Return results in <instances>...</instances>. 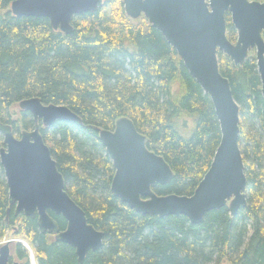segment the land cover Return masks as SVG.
Masks as SVG:
<instances>
[{"label": "trees", "instance_id": "obj_1", "mask_svg": "<svg viewBox=\"0 0 264 264\" xmlns=\"http://www.w3.org/2000/svg\"><path fill=\"white\" fill-rule=\"evenodd\" d=\"M12 1L0 0V122L17 136L32 129L29 112L12 110L31 97L66 105L80 117L81 122L57 120L39 130L65 190L103 232V242L78 263L72 249L39 230L36 218L15 214L1 163L0 239L15 230L37 264H264V98L255 51L242 64L217 51L219 71L239 106L246 206L233 216L227 205L211 210L199 224L184 215H142L111 193L115 169L97 129L113 130L121 117L132 120L147 148L173 172L170 181L152 190L190 196L220 142L209 96L145 17L126 15L122 0H103L96 11L73 16L70 34L53 29L47 18L14 16ZM225 21L226 37L234 43L229 13ZM49 215L65 228L62 216ZM10 261L30 264L20 242L14 243Z\"/></svg>", "mask_w": 264, "mask_h": 264}, {"label": "water", "instance_id": "obj_2", "mask_svg": "<svg viewBox=\"0 0 264 264\" xmlns=\"http://www.w3.org/2000/svg\"><path fill=\"white\" fill-rule=\"evenodd\" d=\"M126 15L141 16L157 29L181 58L183 65L206 93L214 107L220 128V142L209 169L192 195H157L152 186L171 180L173 172L162 156L149 150L146 138L132 120L121 117L113 130L97 129L98 138L112 161L115 172L111 193L142 215L163 218L184 215L199 224L205 214L227 205L230 214L246 206V175L238 145L239 106L230 83L219 71L217 51L234 64H242L255 51L256 66L264 98V2L256 0H122ZM101 0H13L10 11L16 17H43L51 27L72 32L71 19L94 12ZM229 13L237 32L234 43L226 37L225 14ZM31 114L34 127L15 134L10 124L0 122L4 146L0 163L15 214L36 218L42 233L75 249L78 263L88 251L102 246L103 232L87 220L83 209L65 190L64 178L50 149L43 141L40 125L51 127L57 120L81 122L66 105L43 104L39 97L18 103ZM66 221L64 230L49 215ZM0 245V264L10 261V243Z\"/></svg>", "mask_w": 264, "mask_h": 264}, {"label": "rangeland", "instance_id": "obj_3", "mask_svg": "<svg viewBox=\"0 0 264 264\" xmlns=\"http://www.w3.org/2000/svg\"><path fill=\"white\" fill-rule=\"evenodd\" d=\"M101 1H103V0H101ZM12 110L17 112L19 110L18 105H15L12 108ZM8 240H12L11 243H10V253L12 251L14 243L15 242H20L22 245H24L27 248V250L29 252L30 264H37L36 259L34 257L33 250L30 248V246L28 245V243H27V241L25 239H23L19 235L15 234V230L11 231L8 236L0 239V245H2L3 243H5ZM222 264H229V263L228 262H223Z\"/></svg>", "mask_w": 264, "mask_h": 264}, {"label": "flooded vegetation", "instance_id": "obj_4", "mask_svg": "<svg viewBox=\"0 0 264 264\" xmlns=\"http://www.w3.org/2000/svg\"><path fill=\"white\" fill-rule=\"evenodd\" d=\"M66 227V226H65ZM65 229V228H64ZM64 229H62V230H64ZM61 230V231H62ZM53 237H54V234H53ZM55 239V238H54ZM59 242V241H58ZM60 243H62V242H60ZM65 244V243H64ZM70 249H72L73 250V252H74V255L76 256V254H75V249L73 248V247H71L70 245H68V244H66ZM88 252H90V251H88ZM88 252L86 253V255L88 254ZM85 255V256H86ZM76 259H77V256H76ZM85 259V258H84ZM78 262V261H77ZM83 263V262H82Z\"/></svg>", "mask_w": 264, "mask_h": 264}]
</instances>
